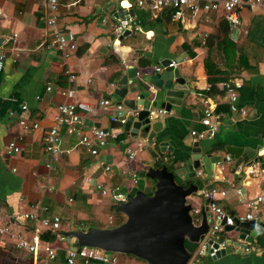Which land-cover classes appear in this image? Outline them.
<instances>
[{
	"label": "crops",
	"instance_id": "obj_1",
	"mask_svg": "<svg viewBox=\"0 0 264 264\" xmlns=\"http://www.w3.org/2000/svg\"><path fill=\"white\" fill-rule=\"evenodd\" d=\"M69 1L59 0L55 26L49 28L42 2L0 0V57L3 63L0 71V224L26 240H31L38 229L41 242V249L32 254L17 249L10 236H0V264H66L67 249L77 245L65 234L76 229L109 228L103 223L113 218L117 206L111 197L103 196L97 186L120 187L126 195L136 189H149L154 181L143 178L135 184L133 175L139 179L140 172L157 168V163L167 165L172 172L184 170L181 165L189 158L195 142L190 133L203 130L200 120L209 82L200 35L216 34L223 17L221 10L200 11L194 20L185 18L173 22L166 11L140 8L136 0H83L75 6H69ZM123 12L136 23L130 35L113 46L114 25ZM239 16L238 31L230 32L232 39L237 43L248 41L264 45V10L245 6L240 9ZM55 31L71 32L75 36L76 49L67 59L56 50L43 47L45 39ZM190 53L194 56L190 57ZM165 59L179 61L176 66L189 91L185 92L179 107L160 116V133L168 142V148H172L163 153L157 142L147 143L143 138L130 137L123 126L112 124L110 118L115 113L113 104L118 102L114 88L125 74V68L135 66L141 78L152 76ZM263 66L259 65L257 75L244 72L230 79L240 82V90H245L244 94L239 90L237 101L238 109L246 112L244 116L226 110L228 103L224 96L208 95L224 111L222 125L214 137L198 141L206 155L227 157V147L252 150L255 155L250 159L251 165L242 163L235 168V159L219 163L206 183L205 170L200 167L195 172L201 175L180 183L187 186L194 182L200 191L212 186L225 189L226 197L219 199L218 204L231 216L249 212L238 201L237 190L244 201L264 189ZM67 69L75 76L73 82H69L65 74ZM134 83L132 80L129 87ZM47 87L51 90L47 91ZM65 90H73V95L63 96L61 92ZM126 98L136 99L137 95L130 94ZM105 99L110 100L111 105L102 106L100 103ZM76 102H84L92 109L79 112L81 134H88L91 128H113L117 138L108 140L96 156H91L78 145L77 134H69L64 126H59L60 147L67 152L61 155L55 169L48 171L45 168L49 159L44 152L45 137L54 125L57 106ZM23 105L27 107L26 112L21 111ZM21 118L29 125L36 122L38 128H22ZM11 141H17L20 152L7 155L4 149ZM128 151L133 159L129 158ZM247 166L255 168L258 175L246 176L242 169ZM106 167L110 169L106 171ZM193 196L202 199L200 209L205 201L203 196ZM31 212L39 218L59 216V229L53 233L24 219L23 216ZM253 213L257 224L264 225V205L258 206ZM92 222L97 225H91ZM252 238L249 253L231 246L232 250L224 256L204 258L201 264H264V232ZM45 247L54 249L53 260L48 258ZM118 262L147 264L130 258L118 259Z\"/></svg>",
	"mask_w": 264,
	"mask_h": 264
},
{
	"label": "water",
	"instance_id": "obj_2",
	"mask_svg": "<svg viewBox=\"0 0 264 264\" xmlns=\"http://www.w3.org/2000/svg\"><path fill=\"white\" fill-rule=\"evenodd\" d=\"M132 14L133 11L129 10ZM136 22L131 21V25ZM130 35L127 30L120 40ZM179 61L165 59L160 62L161 70L152 76L138 77L135 66L125 68V74L114 88V95L118 103L132 112L122 125L125 132L132 138H143L147 143L157 142L160 151L165 153L169 144L164 140L160 110L169 114L172 108L180 106L185 92L189 91L186 80L181 77L177 66L169 67L171 63ZM135 80L133 86L129 87ZM136 94V99L126 98ZM227 157L219 155H206L195 141L191 145L189 158L181 165L184 172L182 181L195 178L200 167L205 170L204 183L212 176L215 165L231 162L235 159L234 167L242 163L251 165L250 159L255 152L237 147H227ZM245 154V156H242ZM187 164V165H186ZM139 178H148L154 181L150 195L138 190L134 194H127L126 200L117 204L116 213H120L125 220L113 228H87L76 229L65 234L75 241L78 247L97 248L106 252L128 255L147 264H187L191 252L186 248L185 242L198 245L209 230L210 218L207 215V200L200 208L201 220L194 224L191 211L192 204L188 198L193 195H202L203 191L194 182L183 186L176 181V174L169 170L167 165L150 167L138 174ZM225 232H235L236 239H226L228 246L216 254L215 258L224 256L236 246V240H244L248 244L253 242V236L264 232V225L257 224L255 220L239 223L235 220L233 226L225 227ZM224 236L214 240L222 242ZM235 240V241H234Z\"/></svg>",
	"mask_w": 264,
	"mask_h": 264
},
{
	"label": "built area",
	"instance_id": "obj_3",
	"mask_svg": "<svg viewBox=\"0 0 264 264\" xmlns=\"http://www.w3.org/2000/svg\"><path fill=\"white\" fill-rule=\"evenodd\" d=\"M32 2H42L45 7V17L46 24L49 28H53L56 23V12L59 5V0H27ZM83 0H70L69 6H75ZM137 6L140 8H148L153 12L166 11L169 15V19L173 22L183 21L185 18H190L194 20L200 11L204 12H216L221 10L223 17L227 22L229 30L231 33H236L240 26V16L239 11L242 7H258L264 10V0H136ZM132 19L128 16L127 12H123L122 18L117 19V23L114 25V43L113 46L123 37L127 30H131L133 27L131 25ZM207 34L200 35L201 45L205 43ZM45 49H54L59 52L63 58L67 59L70 54L76 49L75 36L71 33H61L53 32L51 37L45 39L43 43ZM125 65L126 62L122 61ZM2 58L0 57V71L2 69ZM176 64L173 62L169 67H175ZM161 68H156V71H160ZM65 74L68 76L69 82L75 80V76L67 69ZM218 86L224 91V97L227 100L229 112L240 113L242 116L246 114L244 110H239L237 107V101L239 97V90L241 89V83L234 80L223 81L218 84ZM47 91L51 88L47 87ZM206 94L203 99L205 108L202 113V118L200 124L203 127L202 131H191V137L194 141L204 140L207 138H212L218 132L222 125V113L217 111V106L213 100L208 96L210 91V85L205 89ZM61 94L66 97H71L73 95V90L62 91ZM102 106L111 105L110 100L105 99L100 103ZM115 113L111 116L110 121L112 124H118L122 126L125 120L132 115V112L124 107L121 103L113 104ZM27 107L25 105L21 106V111L26 112ZM91 112V107L84 102L76 103H64L57 106L56 113L54 115V125L48 130L45 137L44 152L48 155L49 159L45 162V168L48 171H52L54 165L57 164L63 153L60 147V134L59 126H64L69 134H77L79 136L78 145L83 147L91 156H96L98 154V149L104 147L108 140H114L117 138V133L115 129L110 128L109 130L91 128L88 134H81V116L79 112ZM160 115H165L164 110L158 112ZM19 125L22 128H32L37 129L38 124L33 122L31 125L21 118L19 120ZM21 138H18L20 141ZM20 152L17 141L9 142L4 153L7 155L17 154ZM129 158L133 159V154L128 151ZM166 161V159L162 158ZM110 168L106 167V171ZM242 172L246 176L256 177L258 171L250 166L244 167ZM196 175L199 176L201 173L198 171ZM133 183H137L138 179L136 175L132 177ZM100 193L103 196H109L115 203L124 202L126 200V194H124L120 187H114L108 189L102 185L97 186ZM238 201L244 204L246 209L249 210L246 214H238L236 216H231L225 209L218 204L219 199L226 197V190L219 187H209L205 188L203 191V198L207 200V215L210 218L209 230L204 235L194 253L191 254L189 262L187 264H201V260L204 258H215L216 254L224 250L228 244L225 242L227 233L225 232V227L233 226L235 220L239 223L249 222L255 220L253 211L258 207L264 205V189L256 194L253 198L246 199L242 201L240 190L236 191ZM191 215L195 225H198L201 220L200 209L193 207ZM24 219L31 220L37 223L40 228H46L51 230L53 233L59 229L60 217H43L39 218L34 212L25 214ZM39 230L37 229L33 238L31 240H26L22 238L18 233L12 232L8 227L2 226L0 224V236L8 235L12 240H14V246L20 250H26L32 254L37 253L41 249V242L39 236ZM219 236H224L225 239L217 243L214 239ZM235 241V240H234ZM236 248L238 250H243L244 253L250 252V244L244 240H236ZM45 251L48 254V258L53 260L56 256L54 249L50 247H45ZM66 264H76V262H81L82 264L100 263V264H119L117 254L106 252L97 248L89 247H71L66 251Z\"/></svg>",
	"mask_w": 264,
	"mask_h": 264
},
{
	"label": "trees",
	"instance_id": "obj_4",
	"mask_svg": "<svg viewBox=\"0 0 264 264\" xmlns=\"http://www.w3.org/2000/svg\"><path fill=\"white\" fill-rule=\"evenodd\" d=\"M167 16L169 17L168 14ZM202 46L205 50L204 67L210 85L208 95L211 97L215 95L224 96V91L218 86L220 82L239 77L244 72L250 75H257L259 73V65H264V45H254L248 41L238 43L234 41L224 17L220 19L216 34H207L205 43ZM189 56L193 57L194 54L190 53ZM247 83L244 82L243 84ZM241 93L244 94L245 90L241 91ZM226 110H229V108ZM217 111L224 113L221 106H217ZM160 166L161 164H156V167ZM139 180L143 179L139 178ZM153 187L154 183L149 189L141 191L150 195ZM138 190H134L132 194ZM123 221L124 218L118 225ZM185 246L191 253H194L197 248V245L189 242H185Z\"/></svg>",
	"mask_w": 264,
	"mask_h": 264
},
{
	"label": "rangeland",
	"instance_id": "obj_5",
	"mask_svg": "<svg viewBox=\"0 0 264 264\" xmlns=\"http://www.w3.org/2000/svg\"><path fill=\"white\" fill-rule=\"evenodd\" d=\"M182 170H179L177 172H175L176 174V181L178 183H183V181L180 179V176L182 174ZM203 177V176H202ZM143 179V178H142ZM195 180V179H194ZM202 202V199L200 197H196V196H190L188 198V203L192 204L195 208H198L200 207V203ZM115 206H117V203H115ZM122 218H123V215L120 214V213H116L115 211L113 212V218L109 221H106L105 223H103L106 227H109V228H113V227H116L118 226V224L122 221ZM91 225L93 226H96V222H92ZM227 237L229 238H232L233 236H236V233L235 232H229L226 234ZM117 258L118 259H124V258H130V259H135V260H139V259H136L132 256H128V255H121V254H117ZM141 261V260H139Z\"/></svg>",
	"mask_w": 264,
	"mask_h": 264
}]
</instances>
